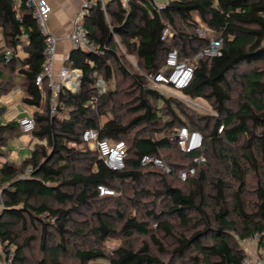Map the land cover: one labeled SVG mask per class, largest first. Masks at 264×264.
<instances>
[{"label": "trees", "instance_id": "trees-1", "mask_svg": "<svg viewBox=\"0 0 264 264\" xmlns=\"http://www.w3.org/2000/svg\"><path fill=\"white\" fill-rule=\"evenodd\" d=\"M90 2L84 26L101 53L71 50L80 89H62L50 115V90L35 85L44 38L25 0H0V97L20 80L35 123L28 134L18 119L0 124V242L13 248L11 264H242L239 243L264 241V0ZM166 28L172 37L162 41ZM214 40L220 54L199 59L181 91L212 113L150 86L145 76L165 69L169 51L190 61ZM184 127L201 134L198 152L172 140ZM88 129L125 145L122 170L83 142ZM20 135L33 148L11 161L2 150ZM145 155L171 172L142 166ZM100 185L119 195L99 196ZM110 240L120 245L109 250Z\"/></svg>", "mask_w": 264, "mask_h": 264}, {"label": "built area", "instance_id": "built-area-1", "mask_svg": "<svg viewBox=\"0 0 264 264\" xmlns=\"http://www.w3.org/2000/svg\"><path fill=\"white\" fill-rule=\"evenodd\" d=\"M102 1V0H101ZM130 0H121L122 7L125 8ZM26 6L31 10L32 16L35 19L39 34L44 38L45 47L43 50V64L41 72L35 78V85L41 89L44 85L50 90L49 105L50 115L56 113V100L57 95L62 89H66L71 93L79 91L78 86L79 76L82 77L80 70H72L68 65L63 64L58 72L54 73V63L56 57V45L57 39L49 33L47 28V21L52 11L50 4L46 0H25ZM90 1L85 2L82 5L81 10L77 13L76 17L72 21V31L69 35V40L72 45V49L92 52L100 54L99 47L90 41L88 38L84 21L88 15V9L91 7ZM103 5V1H102ZM158 9H162L163 5L157 4ZM264 17V14H263ZM0 30V38H2ZM202 34L201 32H199ZM172 37L169 29H165L162 32L161 40L166 41ZM221 41H211L209 46L201 53H199L194 59L190 61H180L178 58V52L173 49L168 52L166 57L165 69L156 73L155 75H147L145 78L149 82L150 86L157 90L160 95L177 96L175 93H181L186 89L192 81L195 63L204 56L212 57L220 54ZM5 59L9 61L12 58V53L9 50L5 51ZM68 62V57L64 61ZM95 87L99 95H102L107 90V84L102 78H97L95 81ZM19 128L22 133L28 134L34 130L35 123L31 112L22 107L20 111V117L18 118ZM83 142L88 146L90 150H97L103 163L112 171H120L124 168V159L126 156L125 145L123 143L111 144L106 140H100L97 133L88 129L82 134ZM174 141L177 143L180 150L184 153L198 152L202 147V136L199 132H190L187 128H181L175 135ZM204 157L200 156L194 158L195 164L204 163ZM141 165L148 167H156L163 170L165 173H170L171 170L167 167L163 161L155 156L145 155L141 158ZM195 168L191 167L188 170L181 171L179 173L180 180L184 181L189 176L194 175ZM99 196H114L115 192L106 188L105 186L97 187ZM1 185H0V211L3 208L1 198ZM257 237V236H255ZM1 245V242H0ZM13 259V252L8 254V257L0 264H11ZM252 261L245 258L242 264H249ZM253 264H261L257 259L253 261Z\"/></svg>", "mask_w": 264, "mask_h": 264}, {"label": "crops", "instance_id": "crops-1", "mask_svg": "<svg viewBox=\"0 0 264 264\" xmlns=\"http://www.w3.org/2000/svg\"><path fill=\"white\" fill-rule=\"evenodd\" d=\"M51 6V13L47 21V28L50 34H52L57 39L56 45V57L54 63V73L56 74L58 70L65 63V59L69 56V53L72 50V45L69 40V35L72 31V21L76 17L77 13L81 10L82 5L88 1L94 0H46ZM107 2L108 0H102ZM161 1V0H160ZM2 42V38H0ZM2 45V44H1ZM19 53L18 57L23 58L25 54L21 50V46L18 47ZM21 91H16L11 95L2 96L0 102H4L9 111H6V114H3L2 117L4 121L0 124L4 125L14 119L20 117V111L22 109ZM7 157H0V164L6 162ZM16 162V161H15ZM243 248L245 257L250 259L253 264V261L259 260L261 264H264V241L259 245L258 238H250L248 240L242 241L239 243Z\"/></svg>", "mask_w": 264, "mask_h": 264}, {"label": "rangeland", "instance_id": "rangeland-1", "mask_svg": "<svg viewBox=\"0 0 264 264\" xmlns=\"http://www.w3.org/2000/svg\"><path fill=\"white\" fill-rule=\"evenodd\" d=\"M155 1L158 2L160 0H155ZM20 83H21V81L17 79L16 83L14 84L12 89L5 96H8V94L11 95L12 93H14L16 91H21V93H22V90L20 88ZM175 94L177 95L175 97H178V98L184 100L189 105L198 109L199 111L206 112V113H212L208 104L205 101L199 100V99L192 100V99H189V98L182 96L181 93H175ZM22 96H23V94H22ZM0 98H2V97H0ZM6 111H9L7 106H5L4 102H0V123L4 121V118L2 117V115L6 114ZM20 134H22V133H20ZM30 139L31 138L29 135H20L19 137L13 138L8 142V145L5 148H3L2 153H6L8 156V159L11 161H16V162L17 161H23L24 158H26L29 155L30 150L33 148V145H34V143H30ZM172 140L174 141V136H173ZM0 157H2V156H0ZM118 195L119 194L117 192H115L114 196H118ZM119 245H120L119 240H110L107 243V249L113 250ZM10 252H13V248L5 251L2 244L0 245V258H1L0 263H2L5 260V258L7 257V255Z\"/></svg>", "mask_w": 264, "mask_h": 264}, {"label": "water", "instance_id": "water-1", "mask_svg": "<svg viewBox=\"0 0 264 264\" xmlns=\"http://www.w3.org/2000/svg\"><path fill=\"white\" fill-rule=\"evenodd\" d=\"M81 80H82V77H81V76H79V82H80V84H79V86H78V89L80 88V85H81Z\"/></svg>", "mask_w": 264, "mask_h": 264}]
</instances>
